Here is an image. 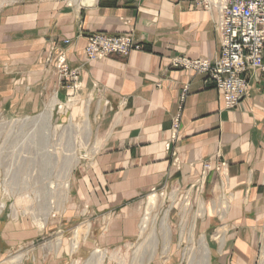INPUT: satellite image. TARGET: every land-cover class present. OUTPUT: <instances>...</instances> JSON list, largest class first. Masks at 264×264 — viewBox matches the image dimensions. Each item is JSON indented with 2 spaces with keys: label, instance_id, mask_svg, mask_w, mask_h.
Segmentation results:
<instances>
[{
  "label": "crops",
  "instance_id": "crops-1",
  "mask_svg": "<svg viewBox=\"0 0 264 264\" xmlns=\"http://www.w3.org/2000/svg\"><path fill=\"white\" fill-rule=\"evenodd\" d=\"M218 18L216 8L185 0L7 3L0 10V113L50 114L75 125L76 134L90 124L82 166L87 204L115 206L133 219L137 212L127 206L154 188L197 192L206 206L197 214L210 263L264 264V73L250 72L245 98L227 108L204 74L174 65L218 58ZM94 32L130 33L143 49L89 60L85 47ZM62 55L78 73L76 88L59 68ZM2 239L22 241L7 233Z\"/></svg>",
  "mask_w": 264,
  "mask_h": 264
},
{
  "label": "rangeland",
  "instance_id": "rangeland-1",
  "mask_svg": "<svg viewBox=\"0 0 264 264\" xmlns=\"http://www.w3.org/2000/svg\"><path fill=\"white\" fill-rule=\"evenodd\" d=\"M14 1L18 0H0V10ZM61 1L73 4L82 0ZM38 116L0 113V207L4 204L0 208V264H86L97 249L106 252L102 264H137L141 257H145L144 263L147 264L151 247L146 250L138 247L152 231L153 225L159 232V246L149 264L189 263L190 236L194 234L197 242L204 234L201 229L203 217L197 214V192L189 196L185 188L158 189V201L150 214V226L141 236L140 226L147 212L149 195L155 192L151 190L139 204L127 206L137 212L133 219L126 211L115 213V206L103 209L104 205L87 204L83 198L82 179L86 173L82 166L88 161V151L81 145L82 136L79 132H71L69 124H60L53 116L50 127L31 119ZM23 120L26 123L21 125ZM72 135H77L81 158L70 175L67 190L68 160L65 153L72 144ZM187 200H191V206L187 211L185 207L183 213ZM167 210L172 240L170 251L165 253L160 231ZM38 219H46L44 227L40 226ZM79 227L82 228L80 246L76 252H71L74 233ZM4 233L15 234L22 241L9 244L2 239ZM60 237L62 249L56 250ZM18 255L22 260L12 262L11 258Z\"/></svg>",
  "mask_w": 264,
  "mask_h": 264
},
{
  "label": "built area",
  "instance_id": "built-area-1",
  "mask_svg": "<svg viewBox=\"0 0 264 264\" xmlns=\"http://www.w3.org/2000/svg\"><path fill=\"white\" fill-rule=\"evenodd\" d=\"M140 1V0H137ZM203 6L205 9L216 8L219 12L217 30L220 39V54L217 59L210 58L186 59L174 61L175 66L191 68L204 74L206 82L214 85L223 97L227 108H236L245 98L249 88L248 74L250 72L264 73V0H185ZM66 43L70 40L66 39ZM143 49L132 34H109L94 32L87 36L85 54L89 60H102L112 54L127 56L134 50ZM59 68L63 76L78 85V73L71 70L62 55L59 57ZM188 93V87L183 88L180 103ZM181 117L174 118L171 140L179 137ZM170 148V143H167ZM224 164L215 168L220 170ZM206 163L205 169H211ZM152 192L158 194V189ZM161 194H164L162 191Z\"/></svg>",
  "mask_w": 264,
  "mask_h": 264
},
{
  "label": "bare ground",
  "instance_id": "bare-ground-1",
  "mask_svg": "<svg viewBox=\"0 0 264 264\" xmlns=\"http://www.w3.org/2000/svg\"><path fill=\"white\" fill-rule=\"evenodd\" d=\"M47 116L48 117L38 116V117L31 118V119L33 121H39L41 123H44L45 125H47V127H50L51 126V116H50V114L47 115ZM25 123L26 122L23 120L21 125H24ZM69 128L71 129V132L73 131V133L75 131H77L76 130L77 128H76L75 125H72V127H69ZM79 131H80V133H82V134H80L82 136L81 145L84 148H87L89 146V137H90V134H91V126H90V124L89 123L85 124L82 127V129H80ZM76 138H77V135L75 137L72 135V138H71L72 144L67 149V151L65 153V156H66L65 158H67V160H68V162H67L68 167L66 168V172L67 173H66V176H65V178L68 179L67 183H65V187L67 188V190H68V188L70 186V182H69L70 175H71L73 169L76 167L77 163L79 162V160L81 158V156L78 153L79 145L77 144L78 141L76 140ZM61 151H62V148H61ZM56 155H57V153H56ZM173 198H174V196H173ZM157 201H158V195L157 194H150L149 195V199H148V203H147V212H146V214H145V216L143 218V221L141 223V226H140L141 233H142L143 236L145 235L146 231L148 230V228L150 226V219H151L150 214H151V211L153 210V208L155 207V205L157 204ZM2 206L0 208H2ZM189 206H190V201L187 200V202H186V204L184 206L183 213H185V207L187 208L186 209V211H187ZM199 206H200V210L199 211H200V214L202 215V214H204V210H205L203 201H200V205ZM60 207H62V206H60ZM183 216L185 217V214H183ZM35 217L37 218V216H35ZM168 217H169V210H167V212L165 213V215L162 218L161 231H160V233L162 235V238H163V241H164V249H163V251L165 253H168L170 251V242L172 240L171 229H170V226H169V223H168ZM154 219H156V218L154 217ZM38 222H39L41 227H44L45 223H46V219H43L41 221H40V219H38ZM81 230H82V228L79 227V228L76 229V231L74 233L75 236H74V240H73L72 245H71L72 246L71 252H76L77 249L80 246V239L82 237L81 233H80ZM190 241L192 243V246H191V249H190L191 254H190V258H189V263L188 264H211L210 263V248H209V245H208L207 238L205 236H202L200 238V240L197 241V242H196V240L194 238H191ZM143 244L145 246H143ZM158 246H159V232L157 231V228L153 225L152 231L149 233V235L144 239V241L138 247V249H140L142 247H145V248H143L145 250L147 249V247H151L150 256H149V258H147V264H149L153 260V258L155 257V255L157 253V250H158ZM61 248H62V237H60L58 239V241H57V243L55 245V249L56 250H60ZM137 251H139V250H137ZM144 253L146 254V251ZM105 256H106V252L97 249L89 257V259L87 260L86 264H97V263L98 264H102L103 261H104ZM133 256H135V255H133ZM144 256H146V255H144ZM144 258L145 257H143V258L141 257L139 259L141 261H140V263L138 261V263L139 264H145L144 263V260H145ZM21 260H22V256L21 255L14 256V257L11 258L12 262H19Z\"/></svg>",
  "mask_w": 264,
  "mask_h": 264
},
{
  "label": "water",
  "instance_id": "water-1",
  "mask_svg": "<svg viewBox=\"0 0 264 264\" xmlns=\"http://www.w3.org/2000/svg\"><path fill=\"white\" fill-rule=\"evenodd\" d=\"M93 3V0H82V6H90Z\"/></svg>",
  "mask_w": 264,
  "mask_h": 264
}]
</instances>
